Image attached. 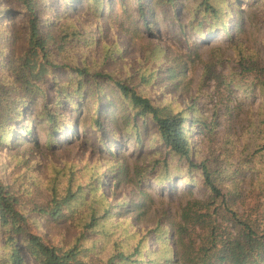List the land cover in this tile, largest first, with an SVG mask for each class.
<instances>
[{"label":"rangeland","instance_id":"1","mask_svg":"<svg viewBox=\"0 0 264 264\" xmlns=\"http://www.w3.org/2000/svg\"><path fill=\"white\" fill-rule=\"evenodd\" d=\"M56 1L41 26L45 34L56 38L50 60L58 66L47 77L43 96L53 100L57 128L63 126L64 131L50 137L43 118L28 117L23 123L33 127L39 146L28 137L22 142L15 137L9 146H0V180L27 216L28 233L49 246L68 249L72 245L77 235L73 225L55 223L37 210L50 201L55 178L63 192L73 173L75 184L92 180L99 185L98 194L115 207L113 216L99 227L113 234L107 248L113 243L133 247L146 236L149 251H159L145 256L141 264H163L166 254L153 234L159 222V232L167 234L163 238L168 236L166 244L172 247L169 232L179 222L182 208L194 199L208 198L203 166L229 207L244 218L247 214L255 218L252 206L264 202V0H210L220 10L217 18L205 13V0H150L148 18L154 36L135 11V0H125L128 8L110 0L112 5L100 15L82 1L66 4L62 0L65 6ZM13 5V1L8 4ZM229 5L233 7L230 18L225 15ZM240 9L243 16H238ZM223 22L229 23V29L220 32ZM199 32L211 35L203 38ZM13 33L18 34L19 57L27 48L23 16L0 17L3 78L10 77L5 57L11 44L15 47ZM77 69L84 74H76ZM118 82L149 97L154 105L166 108V113L190 115L189 123H196L189 135V161L167 149L149 119L135 120ZM65 96L78 106L60 112L59 102ZM44 104L39 99L37 110ZM101 111L105 113L103 127L96 130L94 116ZM66 124L77 126V139ZM105 142H114L112 150L117 156H111L108 147L102 152ZM190 163L197 167L189 169ZM125 203L133 207L118 215ZM78 210L87 208L79 203ZM105 238L93 236L85 247L91 248L95 239L105 247ZM5 243V231L0 229V245ZM8 254L0 249V256ZM108 254L102 248L95 252L98 259ZM24 256L26 264H37L28 253Z\"/></svg>","mask_w":264,"mask_h":264},{"label":"trees","instance_id":"2","mask_svg":"<svg viewBox=\"0 0 264 264\" xmlns=\"http://www.w3.org/2000/svg\"><path fill=\"white\" fill-rule=\"evenodd\" d=\"M12 1L14 5L9 7L8 4ZM71 1L74 0H65V3H71ZM76 1L86 3L90 9H98L99 15L104 14V10L112 5L110 0ZM118 1L121 8L129 7L127 0ZM135 1V11L143 20L148 33L154 36L152 33L153 22L151 18H148L152 11L150 0ZM205 1L202 4L205 13L210 14V17L217 18L220 10L211 4L210 0ZM54 2L55 0H0V17L23 16V23L27 29V48L22 55L17 57V33H13L12 37L15 47L12 49V44L10 48L6 47L9 48L5 58L10 77H0V146H9L8 143H11L15 137L17 142H22L25 137H28L27 140L39 146V142H35L33 127H28L23 123L28 117L43 118L50 129V137L60 136L64 131L63 126L57 128L58 112L53 109L55 106L53 100L43 96V86L47 77L58 67L50 60L52 58L50 47L57 43L56 38L49 32L45 34L41 29L43 19L53 8ZM56 2H60V6L64 5L62 0ZM235 3L238 5L236 1ZM170 5L173 7L174 2H170ZM232 9L233 7L229 5L225 12L228 18H230ZM114 13L115 10H112L111 15ZM238 14V16H243V10L240 9ZM228 29L229 23L223 22L220 32H225ZM199 35L205 38L211 33L199 32ZM6 43H8L7 40ZM2 50L0 48V54L3 53ZM10 51L11 53H9ZM75 73L82 76L84 71L77 69ZM116 85L123 99L134 112L135 120L149 119L150 123L156 127L158 139L164 143L167 149L176 156L189 161L192 152L189 135L196 123H189L187 117L190 115L166 113V108L154 105L149 97L143 96L134 88L121 82ZM54 89L57 93L60 91L57 86H54ZM61 96H63V92ZM63 98L59 102L60 112H68L74 105L78 106L67 96ZM39 99L45 101L41 111H38L36 107ZM104 114L101 111L99 115L94 116L93 123L96 130H101L103 127ZM66 126L76 132V125L66 124ZM19 129H21L20 132ZM76 134L77 139L79 134L77 132ZM113 145L114 142H110L109 145L106 142L102 143V152L105 147H108L109 154L113 157L117 156L112 150ZM196 167L194 163L189 165V169ZM59 169L60 171L65 170V168ZM202 173L209 196L205 200L194 199L182 208L179 222L173 223V228L169 232L173 238L172 247L166 244L168 236L163 238L167 234L159 232L160 222L154 230V236L157 234L156 241L162 244L161 250H164L162 254H166V257H163V264H264V209L261 211L264 202L263 204L257 202L252 206L251 211L257 213L255 218L252 217V214H247V218H244V214L233 211L229 207L228 201L214 184L206 166L202 167ZM54 181L50 201L46 206L39 207L37 213L41 217L52 219L55 223L65 221L73 225V228L77 230V235L72 245L68 249L49 246L40 237L28 233L29 230L26 229V227L28 228L27 216L17 208V200L13 194L7 191L0 180V229L5 231L6 236V243L4 247L0 245V249L9 253L6 256L8 258L4 255L0 256V264H26L25 253L34 258L37 264H141L144 262L145 256H153L159 252L155 251L156 249L149 251V239L146 236L136 241L133 247L113 243L110 249L107 248L113 234H109L105 229H99V227L102 222L113 216L115 207H111L103 194H98L100 188L97 187L99 185L93 184L92 180L75 184V173H73L70 175L69 186L62 192L58 178H55ZM221 198L222 201L218 204L216 201ZM79 203L87 210L79 212ZM125 206L126 203L122 206L121 211L119 210L118 215L125 214L129 207H133V204L128 208ZM97 235L106 237L105 247L102 246L99 239L94 240L91 248L85 247L88 239ZM18 236L20 237L18 238ZM133 236L136 239L138 234H133ZM101 248L109 254L98 259L95 252ZM170 254L171 256H169Z\"/></svg>","mask_w":264,"mask_h":264}]
</instances>
